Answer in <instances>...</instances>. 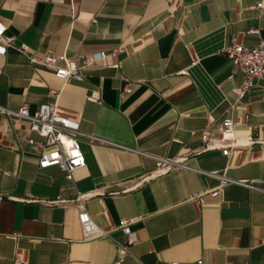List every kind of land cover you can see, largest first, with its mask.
<instances>
[{
	"label": "crops",
	"instance_id": "crops-1",
	"mask_svg": "<svg viewBox=\"0 0 264 264\" xmlns=\"http://www.w3.org/2000/svg\"><path fill=\"white\" fill-rule=\"evenodd\" d=\"M260 1L0 0L15 38L0 54V106L55 105L78 123L86 161L71 181L38 168L40 151L23 139H43L0 115V264H264V75L238 101L242 74L223 53L233 39H264ZM47 53L76 61L81 80L56 78ZM224 118L234 138L256 143L206 151L208 119L219 136ZM152 157L188 169L152 176ZM204 173L256 189L228 184L213 197L219 179ZM81 207L111 239H83ZM122 218L133 219L129 253L113 241Z\"/></svg>",
	"mask_w": 264,
	"mask_h": 264
},
{
	"label": "built area",
	"instance_id": "built-area-1",
	"mask_svg": "<svg viewBox=\"0 0 264 264\" xmlns=\"http://www.w3.org/2000/svg\"><path fill=\"white\" fill-rule=\"evenodd\" d=\"M256 8L264 9V2H258ZM5 30L6 27L0 23V54H5L7 47L15 40L14 37H5ZM258 33V29H251L247 32V34ZM223 53L241 71L242 80L238 88L237 99L238 101L243 100L254 88L256 80L264 75V39H260L254 46L238 44L236 39H233L232 43L224 49ZM105 56L104 52L98 55L86 56L83 58L82 64L88 66L98 59H103ZM43 64L52 68L55 77L64 83H67L71 79L81 80L76 61L67 59L64 55L47 53L43 59ZM115 68L121 69V63H117ZM130 91L131 86L127 83L124 88V93H129ZM0 115L6 116L9 119L25 121L28 125V130L43 139V142L35 141L30 137L23 139L24 143L29 146H34L40 151L37 158L38 168L45 169L56 166L64 172L65 178L71 181L73 179V172L85 167V157L77 139L78 136L84 135L79 131L78 123L56 115L55 105L47 103L41 104L33 114H30L25 106L17 110H10L0 106ZM233 128V121L230 118H224L217 127L219 136H215L211 127V119H208L204 130L200 134V140L204 143L205 150L218 149L221 150L223 156H228L233 149L256 143L257 140L254 139L242 140L234 138ZM88 138L92 142L98 141L93 137ZM152 158L156 162V169L152 173V176L162 175L177 168L188 169L184 165L183 159ZM204 174L219 179L218 189L210 192L213 197L220 196L223 187L228 184H238L250 189H256L249 183L232 181L223 175H217L215 173ZM77 219L84 240L111 239L110 230L97 226L92 217L82 207ZM132 223L133 219L122 218L118 221L116 227L121 231L123 240L121 242L113 241L125 253H129L130 247L137 242L135 233L130 228ZM15 263L17 264L18 261L15 260ZM168 264L178 263L171 262ZM196 264L205 263L200 259Z\"/></svg>",
	"mask_w": 264,
	"mask_h": 264
}]
</instances>
